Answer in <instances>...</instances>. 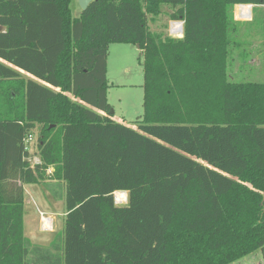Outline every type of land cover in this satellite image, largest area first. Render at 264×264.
I'll use <instances>...</instances> for the list:
<instances>
[{"label": "trees", "instance_id": "1", "mask_svg": "<svg viewBox=\"0 0 264 264\" xmlns=\"http://www.w3.org/2000/svg\"><path fill=\"white\" fill-rule=\"evenodd\" d=\"M71 3L0 0V264H231L257 250L264 264V82L230 72L257 20L234 8L264 13V0H94L79 17ZM163 5L182 36L149 29ZM111 43L142 54L135 126L110 114ZM48 180L66 189L50 250L24 235V185Z\"/></svg>", "mask_w": 264, "mask_h": 264}, {"label": "rangeland", "instance_id": "2", "mask_svg": "<svg viewBox=\"0 0 264 264\" xmlns=\"http://www.w3.org/2000/svg\"><path fill=\"white\" fill-rule=\"evenodd\" d=\"M238 4L234 8L235 17H248L246 20L251 21L257 18L254 23L241 24V34L243 40L257 42L262 40L264 29V13L263 9L252 6L251 4L241 6L240 13ZM72 14L75 17L81 15L82 9L78 0H72ZM162 13H147V23L150 30L155 32H163L170 35V29L175 21L170 19L172 8L168 5L161 7ZM244 32H247L246 36ZM175 37V36H173ZM248 45V44H247ZM245 45L239 51L248 52V58L243 64L242 56H236L235 61L231 64L232 79L234 81H253L264 82V65L262 62V44L261 42L253 43V45ZM248 48V49H247ZM247 49V50H246ZM244 56V57H245ZM248 60V62H247ZM108 102L114 110V118L116 120L135 126L133 123L144 112V73L143 58L139 47L130 43H111L108 51ZM242 65V68H241ZM33 151L38 154V146L36 139L38 137V129L34 130ZM25 203H24V235L32 246H39L43 249H52V243L57 241L63 234L64 220L66 215L65 195L66 189L62 182L48 180L46 182L28 183L24 185ZM115 202L123 205L128 202V193L126 201L123 204L119 202L115 196ZM42 213L52 217L54 229L46 231L42 228ZM231 264H263L262 254L257 250L242 259Z\"/></svg>", "mask_w": 264, "mask_h": 264}, {"label": "built area", "instance_id": "3", "mask_svg": "<svg viewBox=\"0 0 264 264\" xmlns=\"http://www.w3.org/2000/svg\"><path fill=\"white\" fill-rule=\"evenodd\" d=\"M241 6H245V4H241L239 5V10L240 13H242L241 10ZM252 4H251V13H252ZM236 19H244L246 20L247 18H244L242 16H239L238 18L236 17ZM175 24L172 25L171 29H170V35L171 36H175V37H180L183 35V25L184 22H174ZM34 134H30L26 139H25V149L29 152V156H28V160L31 164V166H35L36 164L41 163V158L40 156L33 151L34 145H33V141H34ZM37 142V139L36 141ZM51 171V169L49 170V172ZM123 204V202H121ZM119 204V203H117ZM42 228L46 231H52L54 229V222H53V218L46 216L45 214L42 213Z\"/></svg>", "mask_w": 264, "mask_h": 264}, {"label": "water", "instance_id": "4", "mask_svg": "<svg viewBox=\"0 0 264 264\" xmlns=\"http://www.w3.org/2000/svg\"><path fill=\"white\" fill-rule=\"evenodd\" d=\"M93 1L94 0H78L82 11H85L89 7L90 3L93 2ZM110 114H114V110L113 109L110 111Z\"/></svg>", "mask_w": 264, "mask_h": 264}, {"label": "bare ground", "instance_id": "5", "mask_svg": "<svg viewBox=\"0 0 264 264\" xmlns=\"http://www.w3.org/2000/svg\"><path fill=\"white\" fill-rule=\"evenodd\" d=\"M250 13H251V9H250ZM246 18H248V17H246ZM115 196L117 197L119 202H123V200L126 201V199H127V192H125V191H116L115 192Z\"/></svg>", "mask_w": 264, "mask_h": 264}, {"label": "crops", "instance_id": "6", "mask_svg": "<svg viewBox=\"0 0 264 264\" xmlns=\"http://www.w3.org/2000/svg\"><path fill=\"white\" fill-rule=\"evenodd\" d=\"M241 35H242V34H241ZM258 42H262V40H261V41H257V42H256V41H255V42H251V41H250V45H253V43L255 44V43H258ZM113 118H114V117H113ZM114 119L116 120V118H114ZM117 121H118V120H117ZM120 122H121V121H120ZM124 123H125V122H124ZM127 124H128V123H127ZM128 125H129V124H128Z\"/></svg>", "mask_w": 264, "mask_h": 264}]
</instances>
